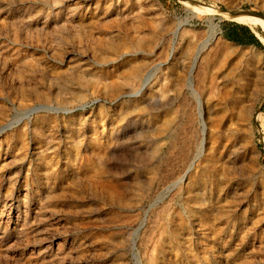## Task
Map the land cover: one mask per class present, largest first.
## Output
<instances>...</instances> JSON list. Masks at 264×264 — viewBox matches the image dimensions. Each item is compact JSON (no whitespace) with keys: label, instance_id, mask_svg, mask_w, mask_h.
Segmentation results:
<instances>
[{"label":"rangeland","instance_id":"374dc122","mask_svg":"<svg viewBox=\"0 0 264 264\" xmlns=\"http://www.w3.org/2000/svg\"><path fill=\"white\" fill-rule=\"evenodd\" d=\"M192 1L0 0V264H264V0Z\"/></svg>","mask_w":264,"mask_h":264},{"label":"bare ground","instance_id":"6f19581e","mask_svg":"<svg viewBox=\"0 0 264 264\" xmlns=\"http://www.w3.org/2000/svg\"><path fill=\"white\" fill-rule=\"evenodd\" d=\"M183 4H185L189 9H188V12L191 13V15H189L186 20L184 22H181L177 28V31H176V35H178V33L180 32V30L190 22V16H195V15H210V16H214L213 12L212 11H209V10H199V11H195L194 7H197L195 5V3L192 1V0H180ZM213 19V18H212ZM212 19H209V24H210V29H209V33H208V36L201 42L200 46H199V50L197 51L196 55H195V58H194V61H193V64H192V68H191V72H190V78L188 80V87L189 89L191 90V93L192 95L195 97L196 101H197V107H198V117L200 119V122L202 123V135H203V139L201 141V143L199 144V146H197V151L193 157V160L190 164V167H189V170L196 164V162L201 158L202 154H203V150H204V144H205V134H206V125H205V122H204V110H203V106H202V101L200 100V97L197 93V91L195 90L194 88V83H193V78H192V74L194 73L195 69H197L198 65H199V62L201 61V65L204 67L208 62L207 60L202 56L203 54V51H205V49H207L211 42L213 40H215L217 38V25L215 23H213V20ZM241 20L245 23H248V24H252V23H255V22H259V21H263V20H260V19H257V18H251V17H248L246 15H238L236 16V19L235 20ZM224 53V52H223ZM228 55V54H227ZM150 79L147 80V84H148V81ZM146 84V85H147ZM145 85V86H146ZM144 89V87H143ZM141 93V91H139L136 95L134 96H138L139 94ZM244 112H249L248 111V108H246L244 110ZM192 146V145H191ZM188 170V171H189ZM185 179V177H181V179H179V181L177 180L176 183H174L173 185V188H175L180 182H182L183 180ZM171 188V187H169ZM162 193V192H161ZM161 198V197H160ZM163 198V197H162ZM144 225V222L141 224V226ZM137 234H135V239L133 241V245L135 246V241L137 239ZM135 249V248H134ZM135 256L137 257V253L135 254ZM137 260V259H136ZM137 264H140V262L138 261Z\"/></svg>","mask_w":264,"mask_h":264},{"label":"crops","instance_id":"0c3cea01","mask_svg":"<svg viewBox=\"0 0 264 264\" xmlns=\"http://www.w3.org/2000/svg\"><path fill=\"white\" fill-rule=\"evenodd\" d=\"M252 35H254V37L259 42H262L259 33H256L252 29H249V30L245 29V28H243V27H241L239 25L230 24L223 31V37H225V38H226V36H234V37L239 38V39H253Z\"/></svg>","mask_w":264,"mask_h":264},{"label":"trees","instance_id":"16d2710c","mask_svg":"<svg viewBox=\"0 0 264 264\" xmlns=\"http://www.w3.org/2000/svg\"><path fill=\"white\" fill-rule=\"evenodd\" d=\"M249 30V29H248ZM227 40L232 41L234 43L240 44V45H254L257 47H260L262 49H264L263 45L261 44V42H259L254 35H252L253 39H239L236 38L234 36H226ZM257 41V42H256Z\"/></svg>","mask_w":264,"mask_h":264},{"label":"water","instance_id":"95a60500","mask_svg":"<svg viewBox=\"0 0 264 264\" xmlns=\"http://www.w3.org/2000/svg\"><path fill=\"white\" fill-rule=\"evenodd\" d=\"M232 15H248V16H251V17H257V18H260V19L264 20V17H262V16H260L258 14H254L252 12L239 11V12L233 13Z\"/></svg>","mask_w":264,"mask_h":264}]
</instances>
